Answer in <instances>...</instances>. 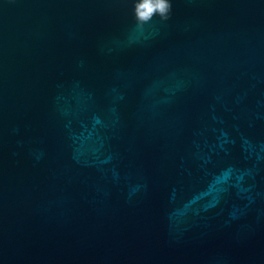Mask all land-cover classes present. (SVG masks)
<instances>
[{
  "label": "water",
  "instance_id": "1",
  "mask_svg": "<svg viewBox=\"0 0 264 264\" xmlns=\"http://www.w3.org/2000/svg\"><path fill=\"white\" fill-rule=\"evenodd\" d=\"M0 0V264H264V0Z\"/></svg>",
  "mask_w": 264,
  "mask_h": 264
},
{
  "label": "clouds",
  "instance_id": "2",
  "mask_svg": "<svg viewBox=\"0 0 264 264\" xmlns=\"http://www.w3.org/2000/svg\"><path fill=\"white\" fill-rule=\"evenodd\" d=\"M171 8V0H137L134 4V16L139 25L150 22L157 15L161 20H167Z\"/></svg>",
  "mask_w": 264,
  "mask_h": 264
}]
</instances>
